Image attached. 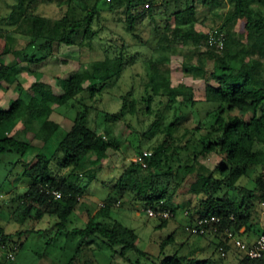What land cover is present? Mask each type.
I'll use <instances>...</instances> for the list:
<instances>
[{
    "label": "trees",
    "instance_id": "1",
    "mask_svg": "<svg viewBox=\"0 0 264 264\" xmlns=\"http://www.w3.org/2000/svg\"><path fill=\"white\" fill-rule=\"evenodd\" d=\"M251 2L264 5V0H63L60 3L68 10L53 20L28 12L23 0H18L8 16H0V91L14 86L17 94L8 99L7 108L0 103V186L19 164L27 179L25 188L12 190L5 206L15 204L21 214L12 217L18 223L27 218H54L55 233L47 240L48 246L63 235L79 238L63 264H96L93 244L98 241L127 262L128 254H135L132 264H211L212 258L200 261L181 253L182 243L174 245L176 230H184V225L193 224L196 217H221L220 229L211 241L219 258L220 247L226 253L234 248L222 234L223 228L230 227L237 234L244 227V235L252 230L255 200L264 205V19L255 13ZM214 13L222 16V21L211 33L217 37L222 34V49L210 42V33L197 28ZM144 15L154 25L149 37L138 27ZM157 15L166 18L159 23ZM109 16L122 23L133 40L152 51L138 64L143 72L130 76L138 78L139 85L134 81L127 92L117 94L122 99L120 112H101L94 103L105 93L115 95L118 80L136 64L127 61L122 52L81 62L71 75L58 78L56 86L40 80L39 75L27 88L21 86L17 75L22 63L35 64L54 57L62 46L83 47L97 33L93 27ZM14 34L28 37L20 49L15 47ZM129 45L125 42L121 47ZM177 53L183 57V73L212 82L205 88L203 101L208 108L203 119L181 133L183 108L197 101L187 85H172L169 60ZM4 56H11V60L3 62ZM62 107L75 109L73 115L61 112ZM93 111L103 117L106 136L92 125ZM56 114L60 119L53 118ZM127 117H136L141 125L145 146L151 152L150 157L141 158L146 167L141 161H132L115 181L106 201L95 212L84 208V224L68 228L83 193L71 178L83 173L82 161L88 155H92L91 164L97 166L120 149L125 140L115 135L114 125L121 122L130 128ZM52 139L56 147L47 154L43 148ZM32 149L39 151L27 160L25 156ZM134 154L142 157L141 145ZM213 154L219 163L212 171H198L206 169L204 161ZM54 164L60 172L53 171ZM258 167L261 172L254 187L238 184ZM64 170L68 172L62 174ZM126 194L141 203L143 210H171L172 217L159 219L157 225L176 224L160 244L158 256L142 249L136 232L115 218V207ZM23 233L29 232L6 233L0 225V236L6 242L5 250L0 251V264L16 261L24 242L17 239ZM169 245L173 250H166ZM8 252L14 253V260L7 258ZM238 253L237 264H264V256L252 259Z\"/></svg>",
    "mask_w": 264,
    "mask_h": 264
},
{
    "label": "rangeland",
    "instance_id": "2",
    "mask_svg": "<svg viewBox=\"0 0 264 264\" xmlns=\"http://www.w3.org/2000/svg\"><path fill=\"white\" fill-rule=\"evenodd\" d=\"M61 1L63 0H23V8H26L28 12H34L35 14L55 20L61 18V16L68 10L64 5H61ZM106 2H109V0H106ZM16 4H18V0H0V16H8ZM104 6L107 7L105 4ZM171 7H173V4L170 8ZM251 7L256 14L264 19L263 4L251 2ZM104 14L106 16L107 12ZM164 18L166 17L157 15L156 21L160 23ZM221 21L222 16L214 13L204 20L203 24L197 25V28L202 32L211 33L220 25ZM139 24L138 27L143 28V36L147 35L149 37L154 29L152 21L144 15ZM10 28H8V31L11 30ZM93 29L98 30L97 33L90 42L84 43L81 48L78 46H62L54 57L47 58L44 61L35 64L22 63L20 65L22 69L17 75L21 86L27 88L31 83L35 82L39 76L40 80L56 86L58 78H66L71 75L79 68L81 62L102 59L105 55L114 56L122 52L127 61L134 60L136 64L128 68L125 78L118 80L117 84L119 88L113 91L115 95L105 93L100 97L98 102L94 103L96 108L101 112H120L122 108V99H120L117 94L127 92L130 83H133L134 81V83H136L135 86L139 85L138 78L131 79L130 76L133 77L136 72H143V68L138 64L141 60L150 56L152 51L147 46H143L133 40L132 37L126 33L124 25L115 22L110 16L106 20L101 18V21L98 25L94 26ZM14 36L16 40V49L22 48L28 40L27 36L21 34H14ZM125 42L130 45L122 48L121 46H123ZM222 48L223 45L220 46V49ZM254 56L258 57L257 54ZM10 58L11 56H4L3 62H9L11 60ZM182 60V55L178 53L173 54L170 57L169 62L173 69L170 74L172 85L183 83L190 87L193 92V99L197 102L194 105H190L188 102L183 108L185 116L179 124V133H181L186 127L196 126L199 120L203 119V114L208 108V105L203 101L205 97V88L208 84L212 83L211 81L206 82L202 79L194 78L183 73L180 70ZM13 88L14 86L9 87L6 91H0V103H2V107L7 108L10 101L8 99H12L17 95L16 89L14 88L15 90H13ZM85 95L87 96V94ZM72 103L73 102H70V105ZM60 110L65 114L73 115L75 109L62 107ZM52 116L55 119H60V116L57 114ZM170 117L171 116H169L165 122L169 120ZM94 120H97V122H94ZM125 121L130 125V128L122 125L121 122L114 125L115 135L121 141L125 140L120 146V149L113 152L108 159L103 160L102 164L97 166L91 164L92 155H88L82 161L83 167L85 168L83 173L81 174L80 172H77L75 177L71 178V183L77 184L82 188L83 193L80 196V204L77 206L75 215H72L68 228L83 225L85 222L84 208L95 212L101 204L106 201L109 191L123 170L127 168L132 161H140V155L134 154L136 147L141 145L142 151L147 150L145 146L147 142L141 135V125L137 123L136 117H127ZM91 122L93 126L97 127V130L101 135H105L103 131V117L97 115L96 111L91 113ZM204 122L207 124L209 119H206ZM142 123L146 126L148 120L146 119ZM55 147V139H52L50 143L43 148V151L50 154ZM38 151L39 150L37 149H32L25 158L30 160ZM15 157L16 156L13 155L11 158L14 159ZM217 163H219V158L217 154H213L204 161L206 169L198 171L209 174ZM52 169L54 172L59 171L55 164L52 165ZM22 171L23 167L19 164L3 185L0 186V193L2 194V201H0V225L4 228L6 233L14 234L24 230H28L29 232L23 233L22 237L18 239L16 238L17 240H20L19 242H22L24 239L23 247L18 251L16 261L7 264H63L68 260L69 256L73 254L80 239L63 235L48 246L46 244L47 240L55 233L54 218L45 217L41 221L27 218L25 222L18 223L12 217V215L15 216L21 214V212L19 213L18 209L14 207L15 204H13L12 207L5 206V200L10 197L11 192L15 187L23 189L27 185V179L22 176ZM63 172L66 173L68 170H64ZM260 172V167L255 170H250L247 176L238 181V184L246 188L254 187L255 180ZM193 203L197 204V201H194ZM142 209L143 206L141 203L133 200L132 195L126 194L116 205L114 215L115 218L125 226L136 232L140 239L139 246L142 249L151 253L153 256H158L160 244L164 238L171 234L176 224L173 221H170L166 226L159 228L157 225L160 223V220L156 218H148L143 213ZM253 210L252 230L248 232V235H244V227L237 232V234L241 233V235H239L240 238L245 239L248 242L252 241L258 234L264 231V205L257 203V200H255ZM180 215L181 214H178L177 217L180 218ZM38 230H41L42 233L38 232ZM174 238L175 247L182 243L180 252L187 255L188 258H195L200 261L212 258L214 261L211 264H237L239 253L234 248L229 250L225 257H218L214 249L215 244L211 242L214 241V235L212 234L204 238H199L191 236L182 228H179L176 230ZM93 247L94 249L96 248V264H107L109 262L115 264H132L137 258L135 254L129 253L128 258H130V262H127L119 255H112L111 250L103 246L101 243L99 244V241L97 244H93ZM170 248L173 250L171 245L167 246L166 250ZM141 264L147 263L143 261Z\"/></svg>",
    "mask_w": 264,
    "mask_h": 264
},
{
    "label": "built area",
    "instance_id": "3",
    "mask_svg": "<svg viewBox=\"0 0 264 264\" xmlns=\"http://www.w3.org/2000/svg\"><path fill=\"white\" fill-rule=\"evenodd\" d=\"M221 37L220 34L218 37L213 33H210V42L214 43L216 46L221 45ZM151 152L148 150L143 151L142 157H140V161L142 167H146V162L141 158L150 157ZM56 197H60L59 192H54ZM144 213L149 218H158V219H166L172 217V212L170 209H161L157 211L152 207H147L144 209ZM221 217L211 215V216H203L196 217L195 221L191 225H184V230L191 235H210L217 233L220 229ZM232 246L241 252L243 255L249 258H261L264 256V233H260L259 236L254 238L252 241H246L245 239L240 238L235 232L232 231L230 227L223 228V233ZM6 248V242L0 236V251H4ZM221 256H225L226 252L223 247L219 248ZM7 258L10 260H14L15 255L13 252L7 253Z\"/></svg>",
    "mask_w": 264,
    "mask_h": 264
},
{
    "label": "clouds",
    "instance_id": "4",
    "mask_svg": "<svg viewBox=\"0 0 264 264\" xmlns=\"http://www.w3.org/2000/svg\"><path fill=\"white\" fill-rule=\"evenodd\" d=\"M102 205V204H101ZM142 211H143V213H144V210L142 209ZM145 214V213H144ZM149 218V217H148ZM151 219H155V218H151ZM156 219H158V218H156ZM236 233V232H235Z\"/></svg>",
    "mask_w": 264,
    "mask_h": 264
},
{
    "label": "crops",
    "instance_id": "5",
    "mask_svg": "<svg viewBox=\"0 0 264 264\" xmlns=\"http://www.w3.org/2000/svg\"><path fill=\"white\" fill-rule=\"evenodd\" d=\"M63 173H65V172H63Z\"/></svg>",
    "mask_w": 264,
    "mask_h": 264
}]
</instances>
